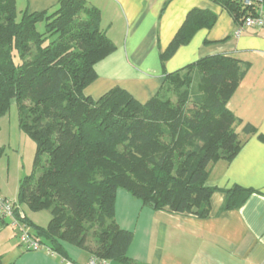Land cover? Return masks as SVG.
Segmentation results:
<instances>
[{"label": "trees", "instance_id": "16d2710c", "mask_svg": "<svg viewBox=\"0 0 264 264\" xmlns=\"http://www.w3.org/2000/svg\"><path fill=\"white\" fill-rule=\"evenodd\" d=\"M216 2L241 25L264 0H252L250 7L243 0ZM214 20L204 11L189 14L163 60ZM100 21V12L81 0L34 13H20L16 0H0V117L16 101L20 127L37 146L35 165L42 166L37 179L21 181L17 201H10L26 232L56 257L67 260L66 247L73 246L108 264H134L128 257L133 233L115 221L118 190L154 210L208 217L215 192L206 186L211 169L231 162L245 143L227 108L245 71L236 60L213 56L184 76L169 75L146 104L121 88L95 100L85 94L98 78L95 66L116 51ZM171 83L176 91L189 89L176 102L163 96ZM252 131L247 127L245 134ZM251 194L239 186L227 191L225 210L239 209ZM20 205L49 211L47 227L34 224ZM0 223L9 225L1 217Z\"/></svg>", "mask_w": 264, "mask_h": 264}, {"label": "crops", "instance_id": "0c3cea01", "mask_svg": "<svg viewBox=\"0 0 264 264\" xmlns=\"http://www.w3.org/2000/svg\"><path fill=\"white\" fill-rule=\"evenodd\" d=\"M61 1L16 0V5L20 13L52 12ZM81 1L100 12V28L116 47L95 66L98 78L85 91L95 100L121 88L146 104L163 91L169 75L213 56L236 60L245 71L227 104L245 143L231 162L212 167L206 186L215 192L208 217L154 210L118 190L115 221L133 233L129 259L134 264H264V31L237 34L239 23L215 0ZM194 11L210 13L213 25L201 26L164 61L163 53ZM247 127L251 134H245ZM236 186L252 194L239 209L225 210L226 192ZM66 250L67 260L18 249L14 264H86L92 258L83 249Z\"/></svg>", "mask_w": 264, "mask_h": 264}, {"label": "rangeland", "instance_id": "374dc122", "mask_svg": "<svg viewBox=\"0 0 264 264\" xmlns=\"http://www.w3.org/2000/svg\"><path fill=\"white\" fill-rule=\"evenodd\" d=\"M39 31L42 29L40 25ZM183 73L182 76H184ZM194 77L195 72L190 73ZM188 75V76H191ZM171 90L165 93V98H170L172 102L177 101L179 93L188 91L187 87H182L177 91L173 88L171 83ZM191 90V89H190ZM37 146L35 142L21 129L20 127V113L16 101L11 102L9 112L0 117V191L1 196H6L9 200L15 201L18 195V189L21 181L27 177L37 179L42 173V166L35 165ZM47 156L42 157V165H46ZM119 193L131 194L119 189ZM138 203L141 200L131 196ZM25 213L38 223L40 227H46L50 220L51 214L49 211L33 212L26 205H20ZM135 211V208H133ZM8 223L7 219H4ZM27 230L33 234L32 229ZM130 231V230H129ZM22 250L20 245L19 234L10 225L0 223V256L3 264H14V254L17 250ZM25 250V249H24Z\"/></svg>", "mask_w": 264, "mask_h": 264}, {"label": "built area", "instance_id": "2783aa9c", "mask_svg": "<svg viewBox=\"0 0 264 264\" xmlns=\"http://www.w3.org/2000/svg\"><path fill=\"white\" fill-rule=\"evenodd\" d=\"M217 1V0H215ZM243 4L247 7L252 5V0H243ZM261 8L255 14L247 15L242 24L237 30V34L242 33L246 30H260L264 31V11ZM16 206L6 198H3L0 194V217L7 219L9 225L18 232L20 243L22 247L27 251H45L49 256L56 257V253L50 248H47L41 244L39 239L32 237L26 230L22 227L20 219L16 214ZM66 264H72L71 262H66ZM86 264H108L106 261L98 260L96 258H91Z\"/></svg>", "mask_w": 264, "mask_h": 264}]
</instances>
